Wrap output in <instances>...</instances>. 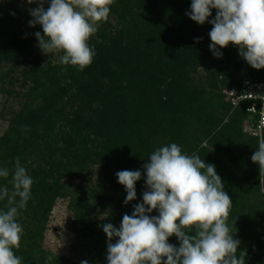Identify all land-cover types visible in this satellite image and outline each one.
Returning <instances> with one entry per match:
<instances>
[{
	"label": "trees",
	"instance_id": "1",
	"mask_svg": "<svg viewBox=\"0 0 264 264\" xmlns=\"http://www.w3.org/2000/svg\"><path fill=\"white\" fill-rule=\"evenodd\" d=\"M191 2L114 0L108 20L88 41L95 51L91 65L78 71L59 63L62 52L44 54L39 48L35 33L43 35L42 27L29 25L37 3L0 0V73L17 67L32 51L45 56L21 71L19 88L29 85L21 96L25 103L0 138V168L10 173L0 178V188L11 191L17 158L33 179L31 198L18 210L23 234L14 251L21 264H108L103 225L119 229L123 213L131 216L143 203L148 191L143 165L153 151L171 143L215 166L232 199L227 223L240 241L238 251L246 252L245 264H264V173L251 160L259 137L248 134L254 123L247 105L231 112L218 93L220 87L239 92L247 79L264 82V69L249 66L231 44L218 48L222 56L217 58L208 35L216 10L200 25L188 15ZM242 61L248 64L246 73ZM123 170L142 173L136 198L127 204L116 176ZM61 198L68 199L73 217L74 260L42 246L54 203ZM6 209L5 199L0 211ZM168 243L180 246L175 236Z\"/></svg>",
	"mask_w": 264,
	"mask_h": 264
},
{
	"label": "clouds",
	"instance_id": "2",
	"mask_svg": "<svg viewBox=\"0 0 264 264\" xmlns=\"http://www.w3.org/2000/svg\"><path fill=\"white\" fill-rule=\"evenodd\" d=\"M27 2L39 5L30 10L29 25L42 27L43 35L35 33L42 52H62L59 63L78 71L90 66L95 51L88 41L108 20L114 0H50L47 10L45 0ZM212 9L216 15L208 21ZM188 15L200 25L212 24L209 47L217 58L222 56L218 48L231 44L252 68L264 69V0H192ZM251 160L264 173V140ZM143 168L148 188L143 203L135 205L131 216H123L119 229L111 223L103 225L108 264H245L246 252L238 251L240 241L227 223L232 199L213 164L196 153L184 154L171 143L153 151ZM9 175V169L0 168V178ZM141 175L139 170L116 173L127 192L125 204L136 198L135 184ZM10 184L11 191L0 188V201L7 200V209L0 211V264H21L14 251L20 248L23 234L18 210L31 198L33 179L19 158ZM153 210L158 216L150 215ZM172 236L178 238L179 247L168 243Z\"/></svg>",
	"mask_w": 264,
	"mask_h": 264
},
{
	"label": "rangeland",
	"instance_id": "3",
	"mask_svg": "<svg viewBox=\"0 0 264 264\" xmlns=\"http://www.w3.org/2000/svg\"><path fill=\"white\" fill-rule=\"evenodd\" d=\"M23 1V0H22ZM19 0V2H22ZM50 4V0H45L44 8ZM38 5V4H37ZM39 6V5H38ZM34 58H39L40 61H44L45 56L41 55L40 52L32 51L24 57L23 60L18 63L17 67H7L2 70L0 73V138L7 130V127L12 120V118L19 113L22 109L25 99L21 97L27 93V88L29 85L26 84V88L20 89V85L22 83L20 74L21 71L26 67V64L31 62ZM247 63L242 61V72H247ZM250 66V65H249ZM247 68V69H246ZM211 70L208 69V72ZM203 72V70H202ZM201 72V73H202ZM14 79V85H8V82ZM229 89L219 88V94L222 96V101L224 103H228L231 107V112L235 111L236 107H234L229 100L228 93ZM20 94L18 97H14L15 94ZM243 131L246 129L243 124ZM247 134V132H245ZM251 137H255L251 132H248ZM258 145L259 142L264 140V136L257 138ZM99 167H96L95 173L97 175ZM94 175L93 181L97 177ZM261 187H264V184L261 183ZM264 193V191H262ZM54 208L49 216V220L46 226V230L44 233L43 240V249L51 254L57 256H63L69 259H75L76 257L71 252V247L75 242V235L69 231V226L72 222V214L68 210V199H58L56 203H54ZM122 212V211H121ZM124 215L126 213H123ZM105 219V216H99V220ZM83 244V243H81ZM260 252L253 256L254 260H257L256 257L260 256ZM80 259L77 257V260Z\"/></svg>",
	"mask_w": 264,
	"mask_h": 264
},
{
	"label": "built area",
	"instance_id": "4",
	"mask_svg": "<svg viewBox=\"0 0 264 264\" xmlns=\"http://www.w3.org/2000/svg\"><path fill=\"white\" fill-rule=\"evenodd\" d=\"M232 105H247L246 113L254 123L252 134L260 137L264 131V82L243 81L239 92H229Z\"/></svg>",
	"mask_w": 264,
	"mask_h": 264
}]
</instances>
